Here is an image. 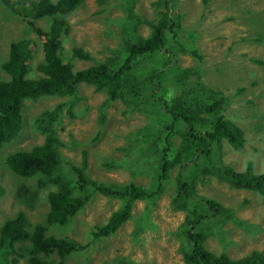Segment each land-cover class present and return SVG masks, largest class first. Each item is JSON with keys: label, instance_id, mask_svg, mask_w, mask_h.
<instances>
[{"label": "rangeland", "instance_id": "1", "mask_svg": "<svg viewBox=\"0 0 264 264\" xmlns=\"http://www.w3.org/2000/svg\"><path fill=\"white\" fill-rule=\"evenodd\" d=\"M121 1L83 0L80 6L65 16L70 27L67 32L62 33L59 51L64 55L74 44L88 51L94 59L103 60V51L110 54L109 50L120 49L126 38V30L120 23L124 14ZM152 1L154 0H136L135 12L143 17L146 14L148 19L154 18L156 12L151 5ZM8 2L0 0V39L24 38L35 44L36 51L32 50V59L29 58L27 63L33 66L32 76H40L41 72L34 66L42 59V53L37 46L40 45L41 39L28 27L29 16H22L12 7L11 2ZM173 2L175 9L170 16L177 19L178 14L182 15L176 37L185 42L186 46L190 45L188 42L194 38L193 45L187 48L190 50L196 47L201 57L197 61L192 54L176 49L169 70L172 75L164 78L167 84L172 85L170 95H183L182 90L189 91L191 87L194 88L197 83L202 82L208 87L220 89L230 97V104L225 113L241 125L245 140L238 147L222 141V162L236 170H242L251 160L255 173L264 171V63L258 62L264 60V41H251L256 28L264 33V0ZM247 17L257 19L255 22H248ZM253 24L256 25L255 29ZM137 30L140 34H147L149 25L140 23ZM246 35L248 37L242 39ZM169 41L173 45L177 44L171 39ZM6 50V47L0 48V58L3 60L8 58ZM165 61L163 53L153 51L140 60L133 59L130 72L134 76L137 72L139 74L141 71H147L149 67H161ZM91 63L92 61L84 59H72L70 71L74 73ZM174 65L192 66L193 70L197 71L180 76ZM181 84H185L187 89L180 86ZM238 87H243V90L237 89ZM76 96L77 100L72 107L74 115L67 116L64 106L59 119L55 121L59 124H53L55 134L62 142L59 146V164L62 171H71L72 165L82 166L85 160L83 172L91 179L104 183H125L133 180L146 186L150 182L148 176L144 173L133 175L132 169L136 168L128 167L129 160L139 157L140 151L145 150L146 142L135 139L130 142L129 136L136 133L144 123L147 124L149 116L137 109L127 111V105L118 98L104 105L106 93L96 91L93 85L85 82H81L77 87ZM65 98L64 94H49L35 100L26 99L22 129L11 140L1 145L0 178L11 177V181L0 197V223L6 217L15 215L21 208L29 229L31 224L43 223L48 234L66 236L80 245H87L84 249H77L69 254L63 259L64 264H116L111 258L117 255L128 256L140 264H186L180 248L182 238L176 233L181 231L180 223L186 213L184 210H174L170 202L177 173L175 167L171 169V178L165 181V188L156 197L149 213H144V200L133 201L130 209L132 217L141 216L137 223L134 218H128L113 232L95 235L97 225L106 222L111 212L120 206V199L94 187L83 205L64 224H46L47 202L36 200L30 192L37 191V186L47 194L46 190H51L54 185L49 183L44 187L41 181L46 176L41 173L28 177L18 176L19 174L6 167L5 158L8 152L29 149L43 143L45 134L37 128V125L41 124L39 121L45 119L43 109L52 107L57 101ZM102 112L106 117L104 123L100 124L98 118ZM150 115L152 120L150 118L148 124L156 125L159 118ZM143 131L146 134L142 139L151 137L156 128H143ZM131 145L136 147L131 149ZM83 151H86L84 156ZM118 160L126 162L121 163L118 168L108 165L109 161ZM145 163L143 162V166L147 165ZM65 177L77 178L76 175ZM90 185L86 183V187ZM194 188L199 197L215 198L223 207L233 209V214L247 223L242 227L228 218L226 221H219V218L202 222L197 228L201 226V229H204L203 245L208 250L213 253L225 252L232 258H238L253 249L264 247V194L231 187L227 182L211 175L200 177ZM83 190L87 191L86 188ZM20 191L25 197L20 196ZM78 193L79 189H75L73 196ZM187 203L192 205V199H188ZM257 225L262 229H256ZM137 226L139 231H136ZM28 245V241H17L14 245V249L23 254L17 255L19 264H32L27 254ZM12 255L16 256L10 254L9 257ZM36 255L42 259L53 257L42 251Z\"/></svg>", "mask_w": 264, "mask_h": 264}, {"label": "trees", "instance_id": "2", "mask_svg": "<svg viewBox=\"0 0 264 264\" xmlns=\"http://www.w3.org/2000/svg\"><path fill=\"white\" fill-rule=\"evenodd\" d=\"M8 1L22 16H29L28 27L35 31V35L41 37L40 45L37 46L42 53V59L34 66L41 75L32 76L33 66L27 61L32 50L36 51V45L24 38L0 39V48L6 47L8 53L7 59L0 58V147L16 136L19 128L22 129L26 99L35 100L49 94L66 96L54 106L43 109L45 119L39 121L40 126L37 125L41 133L45 134L43 143L29 149L8 152L5 158L8 168L13 172L27 177L41 173L46 176L41 181L44 187L49 183L55 186L47 192L49 209L45 216L46 224H64L83 205L94 187L120 199V206L111 212L106 222L97 225L95 235L113 232L128 218H134L137 223L141 216L132 217L130 209L133 201L144 200L146 206L144 213H149L156 197L164 190L167 183L165 181L171 178V169L175 167L177 173L170 202L174 210H184L186 213L180 223L181 231H176L182 238L180 248L183 261L186 264H264V247L253 249L238 258H232L225 252L213 253L203 245L204 229H201V226L197 228L204 221L219 218V221L221 219L226 221L228 218L242 227L246 223L233 214V209L223 207L215 198L199 197L194 185L200 177L216 176L218 180L227 182L231 187L264 194V171L255 173L251 160L242 170H236L222 162V141L238 147L245 140L241 125L225 113L230 104V97L220 89L208 87L202 82L197 83L194 88L191 87L189 91L182 90L183 95H170L172 85L167 84L156 67L153 69L149 67L147 71H141L139 74L137 72L134 76L130 72L133 59L140 60L153 51L163 53L166 57L163 66L173 63L176 49L192 54L199 61L201 55L198 49L187 48L193 45L194 38L188 42L190 45L186 46L185 42L176 37L182 15L178 14L177 19L170 16L175 9L173 0L152 1L151 5L156 15L151 19H148L146 14L143 17L135 12L136 0H122L124 14L120 23L126 30L125 44L120 49L109 50L110 54L103 51L105 52L103 60L94 59L88 51L74 44L64 55L59 51L62 33L67 32L70 27L65 16L80 6L83 0ZM40 19H43V26L38 21ZM247 19L248 22H255L257 18ZM140 23L149 25V33H139L137 26ZM255 27L256 25L254 29ZM252 36L251 41H264V33L259 28L255 29ZM247 37L246 35L242 39ZM170 39L177 44L173 45ZM72 59H84L92 63L73 73L70 71ZM258 62L264 63V60ZM174 68L182 76L197 71L196 69L194 71L193 67L183 68L178 65H174ZM81 82L91 84L96 91L106 93L104 105L121 98L127 105V111L137 109L149 116L147 124L144 123L136 133L129 136L130 142L133 139L146 142L145 151H140L139 157H134L128 162L130 169L132 166L136 168L132 169L133 175L144 173L148 176L150 182L146 186L133 180L125 183H104L91 179L83 172L85 160L82 166L71 164V171H62L59 164L61 162L59 146L62 142L56 136L53 124L59 119L64 106L67 116L74 115L72 107L77 100V87ZM180 86L187 89L185 84ZM237 89L243 90V87ZM150 114L159 118L156 125L148 124L150 118L152 120ZM105 117L102 112L98 118L100 124L104 123ZM152 127H155L156 131L151 137L142 139L146 134L143 128L149 130ZM135 147L131 145V149ZM85 152L83 151V156ZM125 162L109 161L108 165L118 168ZM143 162L147 165L143 166ZM67 175H76L77 178L70 179L65 177ZM86 183L91 185L86 187ZM75 189H79V193L73 196ZM2 191L0 185V193ZM32 195L36 199V196ZM190 198L192 205L187 203ZM256 229L260 230L262 227L257 225ZM136 231H139L138 226ZM17 241L21 243L28 241L27 254L32 264H64L63 259L69 254L87 246L80 245L66 236L48 234L43 223L31 224L29 229L21 208L0 224V264H19L17 255L23 254L14 249ZM40 251L53 257L39 258L36 254ZM10 254L16 256L9 257ZM111 259H114L116 264H140L124 255H117Z\"/></svg>", "mask_w": 264, "mask_h": 264}, {"label": "clouds", "instance_id": "3", "mask_svg": "<svg viewBox=\"0 0 264 264\" xmlns=\"http://www.w3.org/2000/svg\"><path fill=\"white\" fill-rule=\"evenodd\" d=\"M39 21V23L43 26L44 24V22H43V19H40V20H38ZM33 32H35V31H33ZM36 36H37V34H36ZM38 37V36H37ZM43 37V36H42ZM39 38H41L40 36H39ZM156 68H157V70L160 72V74L162 75V77L163 78H168L169 77V75H172V73L169 71V70H171V67H172V63H169L168 65H166V66H155ZM154 67V68H155ZM190 67H192V66H190ZM183 68H186V67H183ZM175 69V68H174ZM178 75H180V76H182L181 74H178ZM239 88V87H238ZM227 96V95H226ZM228 97V96H227ZM118 99H120V100H122L121 98H118ZM61 100H63V99H61ZM61 100H59V101H61ZM59 101H57V102H59ZM123 101V100H122ZM56 104V103H55ZM55 104H53V106L55 105ZM55 123H57V124H59V122H55ZM18 132H20V128L17 130ZM145 151V150H144ZM143 151V152H144ZM7 168H8V166H6ZM18 176H20V177H27V176H22V175H18ZM11 181V177L10 178H8L7 176L6 177H4L3 179L2 178H0V185L2 186V188H3V191L0 193V197L5 193V190H6V186L9 184V182ZM55 187V186H54ZM54 187H52V189L54 188ZM20 189V188H19ZM35 189L37 190V191H35V192H30L31 194H34L35 196H36V200H42V201H45L46 200V202H47V205H48V209H49V202H48V199H47V194H45L44 193V191H42L40 188H37V187H35ZM51 189V190H52ZM47 192H48V190H46ZM17 196V198H18V195H16ZM20 196L23 198V197H25V195H24V193L23 192H21L20 191ZM1 224V223H0ZM24 227V226H23ZM129 258V257H128Z\"/></svg>", "mask_w": 264, "mask_h": 264}]
</instances>
